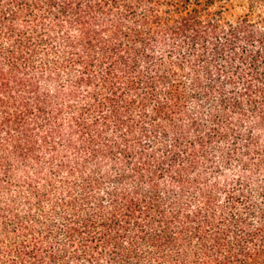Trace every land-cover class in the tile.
Masks as SVG:
<instances>
[{
	"label": "trees",
	"instance_id": "16d2710c",
	"mask_svg": "<svg viewBox=\"0 0 264 264\" xmlns=\"http://www.w3.org/2000/svg\"><path fill=\"white\" fill-rule=\"evenodd\" d=\"M0 264H264V0H0Z\"/></svg>",
	"mask_w": 264,
	"mask_h": 264
},
{
	"label": "rangeland",
	"instance_id": "374dc122",
	"mask_svg": "<svg viewBox=\"0 0 264 264\" xmlns=\"http://www.w3.org/2000/svg\"><path fill=\"white\" fill-rule=\"evenodd\" d=\"M244 4H245V6L247 5V3L246 2H244ZM239 7V6H238ZM242 9L241 8H237V10L236 11H241Z\"/></svg>",
	"mask_w": 264,
	"mask_h": 264
}]
</instances>
